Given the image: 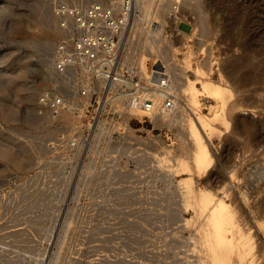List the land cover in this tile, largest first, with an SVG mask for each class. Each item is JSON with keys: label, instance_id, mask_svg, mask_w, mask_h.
I'll list each match as a JSON object with an SVG mask.
<instances>
[{"label": "rangeland", "instance_id": "rangeland-1", "mask_svg": "<svg viewBox=\"0 0 264 264\" xmlns=\"http://www.w3.org/2000/svg\"><path fill=\"white\" fill-rule=\"evenodd\" d=\"M177 5L173 10L174 0H151L155 18L148 23L135 8L120 42L159 28L152 61L167 66L178 84L184 99L178 123L133 122L136 136L147 141L133 147L143 152L120 150L112 167L110 157L98 165L93 154V163L73 169L77 177L68 179L63 167L45 164L47 145L76 122L67 114L55 118L36 101L50 86L46 67L60 39L57 21L45 0H0V264H206L204 217L183 194L189 184L233 205L247 234L242 263L264 264V0ZM131 55L124 49V59ZM194 70L232 90L226 99L232 128L214 124L204 136L212 163L184 185L187 176L175 171L176 163H189L192 151L180 124L195 110L181 96L180 79ZM197 99L200 113L209 116L213 101ZM232 168L235 189L225 196L218 190Z\"/></svg>", "mask_w": 264, "mask_h": 264}, {"label": "built area", "instance_id": "built-area-1", "mask_svg": "<svg viewBox=\"0 0 264 264\" xmlns=\"http://www.w3.org/2000/svg\"><path fill=\"white\" fill-rule=\"evenodd\" d=\"M45 1L60 39L49 53L50 86L38 95L37 106L55 118L67 114L76 122L48 143L45 164L63 167L66 178L72 179L77 177L73 169L78 172L94 159L102 165L110 157L112 167L120 150L130 155L143 152L133 147L147 144L136 136L133 122L143 126L160 112L171 113L176 99L165 67L146 63L143 70L124 61L120 37L133 0H119L118 6L98 0ZM179 1L174 0L173 10ZM119 99L122 108L117 106ZM101 126L104 133L97 138ZM118 137H124L123 144Z\"/></svg>", "mask_w": 264, "mask_h": 264}, {"label": "bare ground", "instance_id": "bare-ground-1", "mask_svg": "<svg viewBox=\"0 0 264 264\" xmlns=\"http://www.w3.org/2000/svg\"><path fill=\"white\" fill-rule=\"evenodd\" d=\"M109 2L116 6H118L119 4V0H109ZM151 7H152L151 0H133L132 12H134L135 8L138 9L139 12L142 14L141 15L142 18L140 19V21H147L148 23L151 20H153L152 18H155L153 17L150 11ZM136 26L137 24H134L135 27L134 29L132 28L133 26L131 27L133 29L134 36H135V31L136 30L138 31V29H136ZM149 29H146V33L148 34V37H145L146 35H144L146 34L145 30L144 33L142 31H139L138 34L140 36H138V38H135L134 36H133L134 39L130 38V34H131L130 33L129 36H127L125 42L121 43L122 51H124V49L127 48L130 49V54H132L128 59L129 61H127V58H125L124 61L126 62V64H130V65L136 64L139 65L141 69L144 70L145 69L144 66L146 65V63L148 66H150V64L154 62L152 61V57L154 56L156 57L159 53L156 54V51L154 50L155 47L152 44V42L155 43L154 38L156 35H158L159 28L155 27L153 30L152 29L149 30ZM206 30L207 29L204 22H201V32H202L201 34H206L207 33ZM161 59H163L165 63L169 61L170 58L168 59V53L164 56V58ZM153 64L155 66L158 65L156 61ZM173 66L174 64H172V67ZM170 68H171V64H170ZM233 70L234 67H232V72L235 71ZM20 72H22L21 68L18 71V74ZM199 72H200L199 70L197 71L194 70L190 72L191 74V76H189L190 78L186 77L185 75L184 76L185 78L180 79L182 80V82L181 81L180 82L183 87L181 88L182 90H180V93H182L181 96H183V98H185V100L189 103V106L193 110H195V112L193 113L194 116L192 117L191 120L188 121L187 118L184 120V122L186 121V123L180 124L184 132H186L187 134L186 136H188L189 138L188 141L190 143V147L192 151L191 161L189 163L184 159H180V160L178 159V162L176 163L175 171L183 172V175L187 176L185 177V179H182L180 181L182 182V184L184 183V185L188 183L187 182L188 180L192 179L190 176H192L193 172H196V174L205 172L209 169L212 163V157L207 148L204 136L206 137L215 129L214 124H223L224 128L227 131L232 128L230 123L231 119L227 117L229 116L228 114L226 116L229 106L231 105L228 104L230 103V101L227 102L226 99L233 96L232 90L228 87V85H223L222 83L219 82L216 83L210 81L208 77L206 78L202 74V72L201 73ZM181 76H183L182 71H181ZM170 78L173 85L171 91L174 92V97L176 99L174 110L171 113L160 112L159 114H157L156 118L154 119V121L161 123L162 125L165 126H167L169 123L170 125L171 123H175V124L178 123L179 120H177V115L179 114L178 110L180 111V109H178L180 108L178 103L184 100L182 99L181 101H179L178 92L176 91L177 89L176 87L178 84L177 82H175L176 80H174L171 75ZM197 84L200 85V89L196 87ZM199 95H204L206 98L211 99L214 103L213 105L210 106L209 116L202 115L199 111L200 104L197 99ZM117 106L119 108H122L123 99L118 100ZM103 133H104V129L101 126L97 138L99 137L100 134ZM245 158H246L245 156L243 158L241 157L240 163L243 162ZM236 166H238V164ZM232 171H234V168L230 169L229 172H227L228 173L227 180H225V182L223 181V183L221 184V188L218 190L221 191V193L224 194L225 196L229 195L225 193V191L227 190L233 191L235 189L234 184H232V177H234ZM251 181L253 182V184L258 182V180L256 179L254 180L251 179ZM191 185L192 184H189V187L188 185L187 186L185 185L184 186L185 190L183 189V186L181 188L184 190L183 194L186 197V199L189 201V204L192 205V207H194L197 212L203 214L204 217L202 224L203 235L201 237H203L206 246V250H205L206 253L204 255L207 261L206 264H243L242 254L243 252H245V250H243L244 249L243 247L244 245H246L245 244L246 237L244 239V236H246L247 234L246 235L243 234L244 232H242V228L237 223L236 220L237 211H235L234 208H232L233 207L232 204L225 203L222 199L216 198V194H215L216 192H211L210 190L207 189L204 190L197 189L191 187ZM239 209L242 210L241 207ZM262 209H264V207H262Z\"/></svg>", "mask_w": 264, "mask_h": 264}]
</instances>
